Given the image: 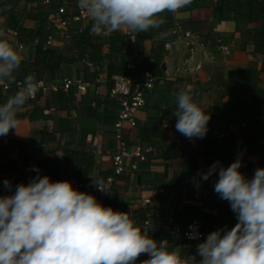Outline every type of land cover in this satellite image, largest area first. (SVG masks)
<instances>
[{
  "label": "crops",
  "instance_id": "0c3cea01",
  "mask_svg": "<svg viewBox=\"0 0 264 264\" xmlns=\"http://www.w3.org/2000/svg\"><path fill=\"white\" fill-rule=\"evenodd\" d=\"M44 1L0 0V30L9 42L23 46L18 49L23 61L16 74L17 83L5 89L6 83L0 82V104L19 90L25 76L32 75L48 87L38 91L18 111V133L12 129L7 136L0 137V196L10 195L20 183L27 184L37 174L31 170L33 167L52 181L68 180L74 188L88 193L95 188L92 178L104 182L114 175L112 161L119 145L114 123L121 104L110 95L112 76L121 73L126 62L133 59L141 71L154 66L158 79L153 93L146 94L147 104L135 114L137 126L123 124L127 166L121 175H114L113 193L95 197L106 207L129 212L137 224L150 219L149 234L154 239H167L170 245L182 246V254L195 256L199 261L196 247L203 240L189 241L184 237L181 226L191 219L185 211L196 214L206 236L221 228L231 229L238 221L227 201L221 203L212 197L209 179L200 178V173L205 172L204 138L189 140L175 130L173 93L179 88L195 90L197 101L211 116L207 134L213 135L215 128H233L235 145L219 142L220 163L227 167L241 159L240 171L251 179L257 168L264 167V150L255 156L245 154L241 146L245 123L240 114L228 109V94L220 84L228 81L230 71L248 70L251 82H242V91L250 95L253 88L264 90L261 56L254 53V35L264 33V15L257 22H249L250 8L244 4L233 10L231 3L222 8L219 0H193L175 15L163 13L165 23L159 28L135 33L133 37L127 35V29L92 33V22L86 21L71 23L64 33H53L55 42L46 46L52 10L64 6L73 15L78 13V3ZM175 21L198 36L214 56L202 60V69L195 74L178 75L175 71L186 67L187 60L194 63L192 45L172 34ZM86 30L95 38L90 45L80 48V57L72 42ZM116 35L123 38L121 53L114 50L120 44L111 42ZM221 44L229 47L227 55L216 49ZM96 46L101 48L100 52L94 49ZM38 47L58 49L64 59L74 61L64 60L56 68L46 67L47 59L37 61ZM156 62L160 68H156ZM65 80H82L90 86L85 91L75 86L64 90ZM141 86L139 79L132 91ZM178 139L183 141L182 146H178ZM141 156L145 159L141 160ZM133 163L137 165L135 171L129 168ZM6 179L11 182V190L3 185ZM169 218L177 223L178 230H165ZM144 259L148 256L141 255L137 264Z\"/></svg>",
  "mask_w": 264,
  "mask_h": 264
},
{
  "label": "clouds",
  "instance_id": "9594fccd",
  "mask_svg": "<svg viewBox=\"0 0 264 264\" xmlns=\"http://www.w3.org/2000/svg\"><path fill=\"white\" fill-rule=\"evenodd\" d=\"M193 0H77L78 7L92 22L91 32L114 33L127 29L143 33L165 23L163 13L177 14ZM22 45L9 42L0 30V82L17 83L23 56ZM40 83L25 76L19 90L0 104V137L10 130L18 133V111L39 91ZM176 108L175 130L193 140L204 138L211 119L197 101L195 90L179 88L173 93ZM241 159L224 167L214 162L201 180L218 174L214 192L230 204L237 218L231 229L207 234L196 247L195 256L182 254V246L167 239L156 240L149 225H138L129 212L114 210L97 198L73 187L71 181H52L37 174L15 186L10 195L0 196V264H264V167L249 179L240 171ZM100 192L109 186L92 178ZM5 188L11 190L9 180ZM199 187V183L196 184ZM189 239L200 238L195 226Z\"/></svg>",
  "mask_w": 264,
  "mask_h": 264
},
{
  "label": "built area",
  "instance_id": "2783aa9c",
  "mask_svg": "<svg viewBox=\"0 0 264 264\" xmlns=\"http://www.w3.org/2000/svg\"><path fill=\"white\" fill-rule=\"evenodd\" d=\"M46 4L50 3V0L44 1ZM78 13L69 15L66 11V8L64 6H59L56 9L52 10V13L48 19V29L51 30V33L46 37L45 45L50 46L52 45L54 40L53 33H64L70 26L71 23H83L86 21H91L88 17L87 13L82 11L77 4ZM135 33H127L129 37H133ZM172 34L176 37V39H180L183 41H186V44L188 46L192 45L191 48V60L194 59L193 64H189L187 60V66L186 67H178L175 69L176 73L178 75H185L187 72L188 74H195L199 72L202 69V60L206 59H213L214 56L211 54L206 45H204L202 42H200L201 39H199L198 36L194 35L190 30H187L186 28H183L182 25L175 21L174 27L172 30ZM218 51H220L223 54L229 53V47L227 45H218L216 48ZM127 69L130 71V74L127 75H120L115 74L112 76V87L110 90V95L112 98H115L120 101L121 109L118 112L116 121L114 123V129H115V137L117 140H119L118 148L113 155V173L114 175L118 176L121 175L125 168V143L122 138V129L123 124L128 123L131 127H136L137 123L135 120V114L140 109L144 108L147 104L146 100V94L153 93L154 83L158 79L157 76L151 74L150 72H143L140 73L138 71L137 62L133 59H129L126 62ZM139 79L142 80V86L140 89L136 91H132V87L134 83H136ZM40 83V90L46 91L48 87L42 82ZM73 86H75L79 91H85L90 86V83L82 81V80H65L63 83V89L64 90H70ZM4 88L8 89L9 85L4 84ZM55 91H58V87H54ZM37 94V93H36ZM233 131L232 127H229L226 130H218L213 129V135L217 136L218 138H224L228 134H231ZM178 146L183 145V141L181 139H178L177 141ZM141 160H144L145 157L141 156ZM132 171L137 170V165L135 163L131 164L129 166ZM114 175L108 176L104 183H106L110 188V193L105 194L100 191H98L96 188L90 193L94 196H107L113 193L114 183H115V177ZM82 186L81 184L79 185ZM146 201V200H145ZM147 223L150 225V219H146L142 224H138L141 227ZM190 226H195V231H198L200 233L199 239H189L188 234L193 231ZM165 230H178L179 227L177 223L172 219L169 218L167 221L166 226L164 227ZM184 237L189 241H202L206 237L205 232L203 231L202 222L200 219L195 218L193 219L187 226V228L184 231Z\"/></svg>",
  "mask_w": 264,
  "mask_h": 264
},
{
  "label": "trees",
  "instance_id": "16d2710c",
  "mask_svg": "<svg viewBox=\"0 0 264 264\" xmlns=\"http://www.w3.org/2000/svg\"><path fill=\"white\" fill-rule=\"evenodd\" d=\"M264 0H219V5L224 8L226 4L231 3L233 6L231 7L233 10L236 9L240 4H244L250 8V15L248 17L249 22H257L264 15V9L262 7V3ZM95 37L91 35L88 30L83 33H80L78 37L73 39V45L79 49V56L82 57V50L80 48L87 47L85 46L91 44V41ZM113 44L119 43L120 47L116 50L121 53L123 49V38L121 35H116L113 37ZM254 53L256 55L261 56L262 67L264 70V33H255L254 35ZM96 51L100 52V47L96 46L94 48ZM68 52L71 50H67ZM36 58L37 61L41 58H45L48 60L44 65L50 68H56L60 65L61 61H69L72 62L74 59L66 58L64 59L62 55V51L58 49H54L52 47L36 48ZM50 62V63H49ZM156 68H160L159 64L156 62ZM138 68V67H137ZM154 66H149L147 70H142L138 68L140 73L150 72L151 74L156 76V71L154 70ZM120 75L130 74V71L127 69V66L124 65V70L121 73H116ZM113 75V74H112ZM115 75V73H114ZM251 82L250 72L248 70H235L229 72L228 81L220 84V87L223 91L228 94V109L230 111H234L240 114L242 120L245 123V131L242 139V149H245L246 155H259L262 150H264V90H259L253 88L251 90V94L247 95L246 92H243L241 89L242 82ZM209 127V125H208ZM220 141H223L227 144L235 145V137L232 134H228L224 138H218L215 135H211L208 133L204 137L203 141V150H204V166L205 172L208 168L216 161L220 162V153H219V145ZM69 160V159H68ZM89 163V162H88ZM72 166V165H71ZM74 169V168H73ZM79 175L78 173H75ZM218 178V174H213L209 178L210 181V190L211 195L218 202L225 201L222 200L218 194L214 192V183ZM186 216H190V221L184 226L181 227L185 231L188 224L196 218V214H189V211H185ZM199 219V218H198ZM179 224V223H178Z\"/></svg>",
  "mask_w": 264,
  "mask_h": 264
}]
</instances>
